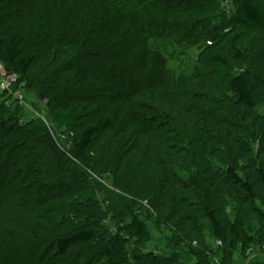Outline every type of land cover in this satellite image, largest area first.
<instances>
[{
    "label": "trees",
    "instance_id": "16d2710c",
    "mask_svg": "<svg viewBox=\"0 0 264 264\" xmlns=\"http://www.w3.org/2000/svg\"><path fill=\"white\" fill-rule=\"evenodd\" d=\"M161 1L144 0L139 7L130 9L118 5L113 8L114 16L121 20L136 19L142 11L153 10ZM183 1L191 4L195 0ZM226 1L234 4V11L226 21L229 31L243 27L259 29V34L254 36L248 50L239 46L240 36L235 34L227 52L219 48L224 39L220 34L197 30L198 34L191 35V39L203 42L197 60L207 72L188 81L186 75L177 76L168 67V59L160 49L141 37L128 45L115 39L105 52L75 48V56L70 58L55 40V26L59 9L67 10L71 23L77 19L80 10L75 9L72 0H0V54L6 62L3 67L9 76L21 74L10 90L23 91L28 83L33 84L51 109V121L34 119L24 125L20 112L24 107L17 97L10 90L0 91V264H14V253H26L25 259L28 255L40 259L48 254L49 264H72L70 259L78 257L81 245H91L100 239L97 220L80 224L71 220L82 219V213L78 214L82 202L67 195L72 203H68V212L62 215L55 210L56 206L61 212V207L51 206L52 200L41 191L44 186L57 187L65 178L58 169L52 170L55 151L42 142L52 131L69 139L72 158L79 167L86 162L103 173L115 174L123 169L128 158H142L145 145L143 158H150L153 140H145L148 131L136 124L132 115L136 106L131 104L128 111L124 110L116 125L115 118L120 112L115 113L108 104H103L102 92L94 94L102 90L101 85L93 83L96 72L110 100L117 95L139 96L143 88L159 90L160 108L175 118L174 131L165 139L183 136L193 141L201 171L211 184L221 180L232 199L236 198L239 206L248 207L258 220L248 225L240 219L232 222L230 218H221V210L214 207L207 191L201 200L189 204L187 231L179 222L170 224L167 219H157L159 228L174 230L179 248V252L167 257L150 250L157 243L147 229L145 216L142 217L144 213L150 217L143 204L146 199L137 202L134 197L137 191L123 195L109 190L110 203L118 210L115 216L119 222L129 221L131 230L112 243H105L102 260L93 258L76 264H234L239 250L246 255L259 245L264 248V209L257 204L258 200L264 203V119L256 114L250 128H240L216 115L218 119H207L205 127L195 110V98L219 99L253 114L264 107L263 0ZM94 2L103 13L110 9L108 0ZM25 21L35 30V39L25 34ZM100 31L111 37L117 35L114 28L107 31L101 26ZM9 101L17 111L4 117ZM107 112L104 121L95 120V116ZM249 142L256 146L255 151ZM211 159L223 166L213 170ZM172 173L185 181L197 174L193 168L178 163L172 164ZM66 176L71 178L69 172ZM76 177L79 182L78 173ZM73 202H79L77 207ZM231 208L227 203L224 213ZM35 221L38 223L34 224ZM252 264H264V258L253 260Z\"/></svg>",
    "mask_w": 264,
    "mask_h": 264
},
{
    "label": "rangeland",
    "instance_id": "374dc122",
    "mask_svg": "<svg viewBox=\"0 0 264 264\" xmlns=\"http://www.w3.org/2000/svg\"><path fill=\"white\" fill-rule=\"evenodd\" d=\"M72 2L75 4V9L80 10L75 22L71 23L68 20L66 9H59L57 10V24L55 26V40L70 58L75 56V48L80 49L82 47V50H101L105 52L111 48V44L115 39H119V41L128 45L134 38L141 37L148 44H153L160 49L168 59V67L177 76L186 75L188 81L193 80L195 75L204 76L207 72L204 65L197 60L203 42L191 39V35L195 34L196 36L198 34L197 30L202 28L205 32L211 31L212 34H220V37L222 36L224 39L219 42V48L221 46L227 52H230L231 39L235 34L240 36L239 46L248 50L254 36L259 34L260 31L259 29L243 27H237L229 31L226 27V21L234 11L233 1L195 0L191 4H186L183 0H163L162 3L156 4L153 10L142 11L138 18L125 20L116 18L113 8L118 5H123L126 9L139 7L144 3V0H108L110 9L105 13L99 9L94 0H72ZM262 3L264 10V0ZM159 19H163L166 23ZM101 26L106 28L107 31L114 28L117 35L111 37L107 33H101ZM24 29L25 34L30 39L36 38V32L29 22H24ZM139 30L141 33H139ZM227 32L229 33L226 34ZM167 39L170 40L169 43L164 41ZM5 64L4 56L0 54V68ZM20 75L14 74L11 76L14 79L16 77V81H18ZM98 76L99 74L96 72L93 83L101 85L102 90L95 91L94 94L102 92V100L105 101L103 104H108V107L115 113L120 112V115L115 118L116 125L123 117L124 110L128 111L131 104L136 106L137 111L132 114L136 124L148 131L145 140L152 138L153 144L150 158H143V154L147 149L145 145L142 148V158H128L121 171L108 174L103 173L97 167L88 166L86 162L84 163L85 166L81 163L79 167L77 161L75 162V159L72 158L71 145L70 142L67 143L68 138L62 137L57 132L44 138L43 144L49 145L56 154L53 162H51L52 170L58 169V173H63L65 177L63 181L59 180L60 184L57 187H42V193L47 196V199L52 200L49 204L51 206L59 205L62 210L60 212L57 209L58 207L55 206L56 213L65 215L68 212L66 209L69 206L68 203H72L68 198L72 197L73 201L78 199L82 202L78 206V214L81 216L82 213V219L81 217L79 220L71 219L73 224L90 222L91 220L98 221L97 227L100 239L91 245H81L78 250V257H71L70 263H81L84 260L91 261L93 258L94 260H102L101 253L105 243H112L118 236L122 237L126 230H131L128 227L129 221L128 224L119 222V218L115 216L118 214V210L110 203L109 190L123 195L137 191V195L134 194V197H137V202L141 198V200L146 199L143 204L146 205L147 211L149 210L150 217H146L145 213L142 217L145 216L147 229L155 237L157 243L150 250L167 257L179 252V248L175 244L174 230L172 231V228H159L156 223L157 219H167L170 224L179 222L184 225L187 231L190 227V224L187 223L188 218H186L187 214H190L189 204L201 200L202 194L207 191L210 193L214 207L221 210V218H230L232 222L240 219L248 225H253L258 220L254 214L249 212L248 207L245 205L241 207L238 205L239 201L235 200L236 198L232 199L228 187L221 180L214 185L211 184L210 179L201 171L193 141L183 136L165 139L174 131L175 118L160 108L159 90L143 88L139 90L141 92L139 96L117 95L114 100H110L104 91V85L97 80ZM67 79L63 78V80ZM23 91L20 90L25 96L18 99V102L24 107L20 111L23 114V124L25 125L34 119H43L45 122L51 121V109L47 100L40 98L37 87L28 83ZM87 93L85 92V95ZM195 101V110L198 117H200V122L205 127L207 119H218L216 115L223 116L227 119V122L240 128H250V124L254 120L253 117L257 116L256 114H258L259 119H264V107L259 108L253 114L239 108H233L232 105L219 99L199 98L198 101V98H195ZM6 104L4 117L17 111L15 105L10 101ZM107 115L108 112L101 113V115L95 116V120L100 121L103 118L102 121H104ZM249 144L255 151L256 146L252 142H249ZM177 163L193 168L197 173L196 176L189 181L177 179L172 173V164ZM209 163L213 170L223 166L212 159ZM66 172H69L71 178L66 176ZM77 173L79 182L76 181ZM66 179H68V182L65 181ZM97 181L103 185V188L99 187ZM67 195L70 196L67 198ZM238 195L236 194L237 197L240 196ZM242 200L240 199V201ZM78 203L73 202L74 207H77ZM227 203L232 208L229 212L226 210V213H224L223 209ZM257 204L264 209L262 201L258 200ZM91 215L94 217L88 219ZM117 232L120 234H117ZM46 233L47 231L44 232V234ZM210 241L213 242L211 238ZM139 244L142 246L141 243ZM15 245H19V243ZM145 250L147 252L146 248ZM14 255V264H35L36 261H39L37 264H43L44 262L49 264V257H51L46 254V256H41L40 259L37 256L33 260L29 255L25 259L26 253L18 255L14 253ZM186 256L184 257L186 258ZM262 257L264 258V248L260 245L256 247L252 255H247V253L245 255L241 249L234 257V264H252L253 260ZM64 259L65 257L61 260Z\"/></svg>",
    "mask_w": 264,
    "mask_h": 264
},
{
    "label": "built area",
    "instance_id": "2783aa9c",
    "mask_svg": "<svg viewBox=\"0 0 264 264\" xmlns=\"http://www.w3.org/2000/svg\"><path fill=\"white\" fill-rule=\"evenodd\" d=\"M16 80H17L16 77L14 79L13 76H11V75L9 76L7 74V72L3 66L0 68V91H5V90L9 91L11 89L12 83L15 82ZM10 93L14 94L15 97H17L16 99H22L24 97L23 93L20 92V90L16 91L15 93H14V91L10 90ZM52 133H54V132L52 131ZM62 137H65V136L62 135ZM221 244H222V242L219 241L218 245H221ZM252 253H253V249H249L247 251V255H252Z\"/></svg>",
    "mask_w": 264,
    "mask_h": 264
}]
</instances>
